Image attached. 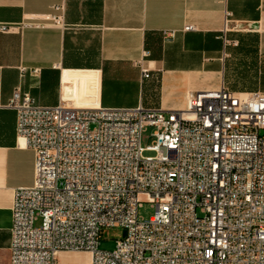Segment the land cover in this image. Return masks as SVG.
Listing matches in <instances>:
<instances>
[{
  "label": "built area",
  "instance_id": "2783aa9c",
  "mask_svg": "<svg viewBox=\"0 0 264 264\" xmlns=\"http://www.w3.org/2000/svg\"><path fill=\"white\" fill-rule=\"evenodd\" d=\"M66 3L0 32L64 27ZM9 106L18 146L35 154L33 185L14 190L10 264H58L59 251L89 252L90 264H264V92L222 84L189 93L183 109L80 108L17 86ZM147 126L155 140L143 147ZM144 197L149 219L138 215ZM111 227L125 236L104 250Z\"/></svg>",
  "mask_w": 264,
  "mask_h": 264
},
{
  "label": "crops",
  "instance_id": "0c3cea01",
  "mask_svg": "<svg viewBox=\"0 0 264 264\" xmlns=\"http://www.w3.org/2000/svg\"><path fill=\"white\" fill-rule=\"evenodd\" d=\"M57 1L0 0V22L28 23ZM66 11L64 27L0 32V264H10L14 190L34 183L35 154L18 146L9 106L17 86L42 105L80 108L183 109L189 93L222 84L264 92V0H67ZM90 261L86 251L57 255Z\"/></svg>",
  "mask_w": 264,
  "mask_h": 264
},
{
  "label": "rangeland",
  "instance_id": "374dc122",
  "mask_svg": "<svg viewBox=\"0 0 264 264\" xmlns=\"http://www.w3.org/2000/svg\"><path fill=\"white\" fill-rule=\"evenodd\" d=\"M155 128L154 126H147V128L143 131L141 137V144L143 147H147L152 145L155 140V136L153 135ZM145 156L154 155V152L151 150L144 151ZM142 206L138 209L139 218L149 219L155 213V207L152 203L146 201L144 197ZM200 213V210H198ZM40 220L35 222V225H39ZM100 248L104 250H113L115 248L116 240L121 239L123 237V229L120 227H111L104 228L102 232Z\"/></svg>",
  "mask_w": 264,
  "mask_h": 264
},
{
  "label": "water",
  "instance_id": "95a60500",
  "mask_svg": "<svg viewBox=\"0 0 264 264\" xmlns=\"http://www.w3.org/2000/svg\"><path fill=\"white\" fill-rule=\"evenodd\" d=\"M123 236H125V231H123Z\"/></svg>",
  "mask_w": 264,
  "mask_h": 264
}]
</instances>
